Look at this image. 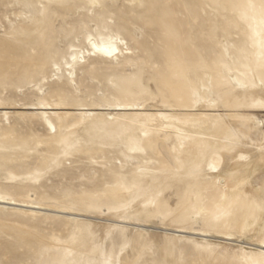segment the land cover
<instances>
[{
  "label": "bare ground",
  "instance_id": "bare-ground-1",
  "mask_svg": "<svg viewBox=\"0 0 264 264\" xmlns=\"http://www.w3.org/2000/svg\"><path fill=\"white\" fill-rule=\"evenodd\" d=\"M237 1L228 0L230 3ZM92 2L94 6L99 5L98 0ZM246 2L238 21H235L240 26L235 51L224 38L226 29L222 28L217 31V54L204 53L197 48L185 49L177 42L163 51L155 49L149 55L144 41L136 36L140 34L141 24L158 32L151 34L153 40L162 37L161 33L166 28L165 14L155 7L143 11L142 15L136 13V18L133 15L123 16L119 24L107 31L88 32L84 45L76 44L75 41L70 43L67 56L53 63L50 74L44 76L41 85H28L25 89H36L34 101L19 106L34 110L28 116H35L45 135L54 137L61 127L70 128L89 116L113 119L120 110H134L133 114L122 117L124 131L130 129V124L134 129L119 143V153L124 163L133 168L130 175L123 172L118 175V182L127 188V192L120 193L116 185L106 186L97 198L85 197L78 190L69 194L62 192L70 196V203L61 205L51 202L53 199L50 196L34 201L31 195L26 200L0 191V211L12 209L34 215L40 213L37 209L64 210V214L73 216H64L65 222L72 226L71 239H81L88 234L93 235L92 221L76 217L104 214L103 210L106 209L119 213L116 215L127 221L125 226L105 225V231L110 232L114 239L121 238L128 243L132 240V231L139 235L148 234L149 229L155 226L160 232L152 235L162 248L165 246L164 236L170 241L187 240L192 248L185 252L201 254L204 264H264V113L262 117L249 114L248 120L231 122L232 127H225L224 141L219 145L202 139L195 131L202 119H216L208 111L217 106L221 99L264 104V10H261L260 3L255 4L252 0ZM185 9L188 14L193 12L189 6ZM190 16L195 18L194 13ZM87 22L95 24L96 19L88 18L85 20ZM130 40L136 45L130 46ZM41 43L44 45L39 46ZM41 43H35L33 48L38 51L45 49L43 54L46 56L53 45L50 41ZM57 43L60 46V42ZM136 48L140 49V54H135ZM139 55L150 59L152 55V64L161 66L162 70L168 67L172 74L171 77H165L157 72L151 73L155 77L147 80L150 98L128 102L115 98L114 102H109L98 98L96 93L91 92L92 89L88 93L82 92L78 75L83 68L87 82L91 85V75L103 71L104 65H112L119 73L118 67L131 68ZM208 58L222 75L217 73L213 76L209 72ZM114 60L116 65L113 64ZM62 63L63 67L60 65ZM253 72L255 76L251 74ZM170 78L172 86H168ZM113 82L112 85H115ZM64 97L77 102L89 99V105L99 106L100 111L94 112L95 108L80 103L73 112H59L57 109L62 107ZM162 106L179 107L189 112L175 115L176 119L162 112L151 113L153 107ZM10 114L0 100V137L6 134ZM15 116L17 119L22 117L20 114ZM250 127H254V130H250ZM241 138L258 141L256 150H245ZM234 151L244 161L258 157V164L251 178L243 177L234 190H229L220 176L221 162L224 157L230 160ZM156 155L162 156L161 163L155 168L158 173L151 168L156 163ZM11 161L4 152H0V166ZM202 171L203 174H200ZM28 203L36 205L29 206V210L17 209L27 207L25 204ZM150 224L153 227L150 228ZM168 231L200 237L168 234ZM205 237L221 238L224 242L217 244ZM229 237L242 239L253 248H232L226 244L232 242ZM117 245L114 243L106 254L110 262L106 259L101 264H117L121 260Z\"/></svg>",
  "mask_w": 264,
  "mask_h": 264
},
{
  "label": "rangeland",
  "instance_id": "rangeland-1",
  "mask_svg": "<svg viewBox=\"0 0 264 264\" xmlns=\"http://www.w3.org/2000/svg\"><path fill=\"white\" fill-rule=\"evenodd\" d=\"M252 2L260 3L261 10H264V0ZM98 3L99 5L94 6L92 0H0V100L7 111L11 112L10 124H6V134L0 137V152L12 159L10 164L0 166L1 192L26 200L31 195L34 201L50 196L53 199L51 202H59L61 205L70 203V196L62 192L69 194L78 190L85 197L97 198L101 190L109 185H116L120 193L127 192V188L118 182V175L120 172L130 175L133 168L124 163L119 153V143L134 129L130 124V129L125 132L122 117L133 114L134 110H120L119 115L113 119L89 116L81 123L71 126V129L61 127L54 137L45 135L35 116H28L34 110L19 106L34 101L36 89H25L28 85H41L44 76L50 74L53 63L62 61L61 57L67 56L70 43L75 41L76 44L84 45L88 32L107 31L119 24L123 16L133 15L136 18V13L142 15L143 11L155 7L165 14L166 28L161 33L162 37L153 40L151 34L158 32L141 24L140 34L136 36L144 41L148 54L155 49L163 51L177 42L185 49L197 48L204 53L217 54V31L222 28L226 29L224 38L235 51L240 30L235 21H238L242 8L247 5L246 0L234 3L228 0H98ZM187 6L193 11L191 12L195 14V18L190 16L192 13L188 14L185 9ZM88 18H95L96 23H85ZM105 25L108 27L104 28ZM44 41H50L53 45L46 56L43 54L45 49L38 51L33 48L35 43L39 45ZM128 43L130 46L136 45L133 40ZM43 45L41 43L39 46ZM134 51L135 54L141 53L138 48ZM151 59L139 55L131 68L118 67L119 73L112 65H104L103 71L91 75V85L87 82V74L83 68L78 75L82 92L88 93L92 89L91 92L96 93L98 98L109 102H114L115 98L121 102L148 99L151 95L147 80L155 77L151 73L157 72L165 77L172 75L170 68L162 70L161 66L152 64ZM208 60L209 72L213 76L217 73L222 75L214 62L210 58ZM113 64L116 65L115 60ZM60 65L63 67L64 63ZM169 65L170 63L167 64ZM251 74L255 76L254 72ZM170 81L168 86H172L171 78ZM65 97L62 107L57 109L59 112H73L80 103L88 104L82 106L95 108L94 112L100 111L99 106L89 105V99L77 102ZM211 109L208 112L214 114L216 119H202L195 131L202 139L219 145L224 141L225 127H232L231 122L239 119L248 120L249 114L262 117L264 104L221 99ZM150 111L162 112L171 119H176L177 114L189 112L168 106L156 109L153 107ZM17 114L22 117L17 119ZM250 130H254V127H250ZM262 137L264 144V131ZM241 143L245 150L254 151L258 146L256 140L241 138ZM92 148L94 150L89 151ZM161 160L162 156L156 155V163L151 167L156 173L159 171L155 168ZM257 160L258 157L241 160L237 151L232 152L230 160L224 157L220 176L226 188L234 190L243 177L251 178L258 164ZM25 205L27 207L17 209L29 210V206L36 204ZM37 210L40 213L34 215L12 209L0 211V264H101L108 259L106 254L114 243L118 244L116 248L120 250L121 260L117 264H204L201 254L191 255L185 252L192 248L187 240L170 241L164 236L165 246L162 248L152 235L160 232V229L155 226L152 229V224L148 234L139 235L132 231V240L128 243L121 238L114 239L110 232L105 231V225L111 223L125 226L127 221L116 215L119 213L104 209V214L76 217L91 219L93 235L71 239L72 226L65 222L64 216L71 218L72 215L64 214V210L60 209ZM167 233L200 237L188 233ZM205 239L217 244L224 242L215 237ZM231 240L226 244L232 248H253L242 239ZM106 261L110 262L109 259Z\"/></svg>",
  "mask_w": 264,
  "mask_h": 264
}]
</instances>
